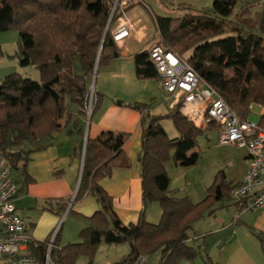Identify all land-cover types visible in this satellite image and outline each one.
Instances as JSON below:
<instances>
[{
	"label": "trees",
	"instance_id": "1",
	"mask_svg": "<svg viewBox=\"0 0 264 264\" xmlns=\"http://www.w3.org/2000/svg\"><path fill=\"white\" fill-rule=\"evenodd\" d=\"M258 0H212L210 10L183 6L176 16L153 14L159 33L157 42L185 57L188 64L208 83L223 101L242 119L248 117L252 103H264V5ZM0 0V31L18 33L16 56L21 66L37 69V79L11 72L0 79V151L6 156L12 174L19 176V191L32 181L26 167L30 154L27 143L49 137L72 122L74 115L86 118L90 84L95 68L119 55L112 39L111 24L139 0ZM238 5V11L234 8ZM234 20L230 24V17ZM185 56V54H187ZM135 75L140 79L159 78L148 57V50L133 55ZM67 100L77 106L73 114ZM99 95L92 93L90 118L98 108ZM180 102L164 115H151L147 105L129 106L141 112L140 181L143 207L136 222L123 224L112 205V198L99 181L113 168H128L129 158L123 145L128 134L111 130L95 137L87 136L78 186L77 201L93 196L99 208L78 232L77 242L59 245L60 227L48 249L49 239L33 241L28 252L36 264H75L85 257L94 264L101 242L127 243L128 253L114 264H134L139 257L158 253V264L194 262L199 250L189 244L193 224L210 212L220 201L230 200L236 184L223 172L214 175L206 195L199 201L188 196L177 197L169 189L165 163L180 166L196 163V138L213 125L200 129L180 112ZM170 119L177 136L169 138L161 120ZM259 126L264 128V112ZM83 126L76 131L82 146ZM215 128V127H214ZM68 134L71 131L67 130ZM17 184V182H16ZM18 192V190H17ZM159 204L158 222L145 217L149 202ZM69 202H58L49 209L60 215ZM68 211H70L68 209ZM240 211V210H239ZM264 249V235L254 232ZM203 264H217L207 257Z\"/></svg>",
	"mask_w": 264,
	"mask_h": 264
},
{
	"label": "crops",
	"instance_id": "2",
	"mask_svg": "<svg viewBox=\"0 0 264 264\" xmlns=\"http://www.w3.org/2000/svg\"><path fill=\"white\" fill-rule=\"evenodd\" d=\"M147 9L139 1L124 13V17L130 20V34L120 43H115L119 55L98 68L93 84H90V89L99 95L98 108L93 116L90 118L89 115V119H84L74 115L72 122L65 128L35 143L24 145L26 149L41 148L30 154L26 171L32 181L21 191L19 188L22 182L16 176L18 192L13 203L36 242L51 240L59 227V245L78 241L79 230L88 224L86 218L99 208L91 195L77 201L72 198L81 174L84 139L87 136L95 137L104 130L129 135L123 149L130 166L113 168L111 174L101 179L99 184L111 196L113 209L123 224L134 223L139 217L143 207L141 166L138 160L141 150V112L129 104H146L151 115H164L175 104L173 98L163 91L160 79H140L135 75L133 55L149 50L159 39L153 14ZM117 22L111 24V32ZM33 78L37 79L36 75ZM72 106L69 108L67 104L74 114L77 106ZM164 120L166 119L161 120V125L169 138L176 137L175 128H167ZM81 126L84 127V137L82 146H79L76 131ZM246 159L245 171L233 181L240 180L246 173L248 153ZM171 178L169 175L170 180ZM169 189L174 191L175 196L182 197L177 195L170 181ZM189 197L196 202L204 196L199 200ZM65 201L69 202L70 211L67 209L57 215L49 209L58 202ZM148 204L145 217L147 221L156 223L157 215L161 213L159 204L155 201ZM254 232L264 235V204L250 207L246 200L217 202L210 212L193 224L190 231L189 244L199 250V256L194 261L203 264L207 257L217 264H264V249ZM152 264H157V258L153 259Z\"/></svg>",
	"mask_w": 264,
	"mask_h": 264
},
{
	"label": "built area",
	"instance_id": "3",
	"mask_svg": "<svg viewBox=\"0 0 264 264\" xmlns=\"http://www.w3.org/2000/svg\"><path fill=\"white\" fill-rule=\"evenodd\" d=\"M127 0H121L124 5ZM257 7L264 5L258 0ZM111 34L114 43H120L130 34V20L117 18ZM148 57L154 64L164 92L176 103L180 102V112L195 127L205 129L213 125L220 144H233L245 148L248 153V169L230 190V201H248L250 207L264 204V128L258 123L240 118L188 64L185 57L155 42L148 50ZM93 90L87 112H91ZM261 114L264 112V105ZM252 104L249 106L251 109ZM17 194V184L6 156L0 151V264H36L29 254L28 245L34 241L30 228L16 212L13 200ZM49 240L48 249L52 246ZM139 257L134 264H143ZM45 264H50L46 257Z\"/></svg>",
	"mask_w": 264,
	"mask_h": 264
},
{
	"label": "rangeland",
	"instance_id": "4",
	"mask_svg": "<svg viewBox=\"0 0 264 264\" xmlns=\"http://www.w3.org/2000/svg\"><path fill=\"white\" fill-rule=\"evenodd\" d=\"M147 6L150 14L161 16L182 15L183 6L193 9L210 10L212 0H139ZM238 5L235 6V12L238 11ZM234 14L230 17V24L233 23ZM18 48V33L14 29L0 31V79L4 78L11 72H17L30 78H38L39 73L36 68L31 65L21 66L16 56ZM185 54V56H187ZM34 79V78H33ZM91 88V85H90ZM89 88V89H90ZM90 98V95H89ZM68 107H73L72 103L67 100ZM264 105V103L262 104ZM261 107L256 103H252L248 118L256 123L259 122L261 116ZM164 125L168 128L172 127L170 119L164 120ZM198 152L199 157L195 164L190 166H180L174 164L171 160L165 164V170L168 175L172 176L170 185L175 187L179 196H192L194 199H201L206 195L207 187L211 184L213 177L218 172H223L225 178L233 181L235 178L243 174L246 169L247 150L233 144H220L218 142L217 131L214 127L201 133L196 138V146L194 148ZM188 196V197H189ZM151 203V202H149ZM149 205V204H148ZM160 213L157 215V221ZM153 222V221H151ZM77 242V241H76ZM129 251L127 243L105 244L101 242L94 256V264H114V262L123 258ZM158 253H155L147 259L145 264H152L153 259L158 264ZM86 258L79 257L75 264H85ZM199 264L194 262H181V264Z\"/></svg>",
	"mask_w": 264,
	"mask_h": 264
},
{
	"label": "water",
	"instance_id": "5",
	"mask_svg": "<svg viewBox=\"0 0 264 264\" xmlns=\"http://www.w3.org/2000/svg\"><path fill=\"white\" fill-rule=\"evenodd\" d=\"M96 70L97 69L95 68L94 73H93V78H94ZM93 78H92V84H93ZM89 115H90V113L87 112V115H86L87 119H89ZM84 145H85V139H84V143H83V154H84Z\"/></svg>",
	"mask_w": 264,
	"mask_h": 264
}]
</instances>
